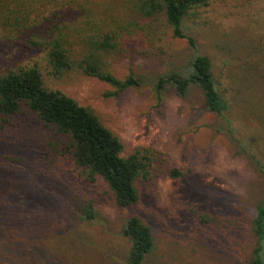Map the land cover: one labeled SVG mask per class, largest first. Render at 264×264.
Returning <instances> with one entry per match:
<instances>
[{"label": "rangeland", "instance_id": "obj_1", "mask_svg": "<svg viewBox=\"0 0 264 264\" xmlns=\"http://www.w3.org/2000/svg\"><path fill=\"white\" fill-rule=\"evenodd\" d=\"M126 1L118 3L126 8ZM153 25L163 52L133 43L116 56V77H153L193 54L165 24ZM182 29L227 89L233 137L193 88L186 98L168 91L158 102L149 86L114 96L95 78L45 77L49 88L97 115L123 156L143 149L157 161L152 176L136 184L137 203L121 210L103 181L88 184L70 155L52 149V127L25 110L0 118V264H124L121 229L131 216L152 231L154 249L143 264H246L253 206L264 197V0L211 1L191 9ZM174 168L185 177L172 179ZM85 206L94 221L80 219Z\"/></svg>", "mask_w": 264, "mask_h": 264}, {"label": "trees", "instance_id": "obj_2", "mask_svg": "<svg viewBox=\"0 0 264 264\" xmlns=\"http://www.w3.org/2000/svg\"><path fill=\"white\" fill-rule=\"evenodd\" d=\"M211 1L219 0H127L126 8L118 0L107 4L93 0H0V118L13 119L22 110L30 112L38 122L53 128L56 139L50 146L57 153L70 155L85 182L103 181L118 209L133 206L139 198L136 184L152 176L155 154L137 149L123 156L121 141L97 115L62 91L49 88L45 77L95 78L112 87L109 94L114 96L149 86L158 102L168 91L186 98L193 88L204 108L222 120V132L233 137L236 130L227 116V89L214 75L210 59L197 52L194 39L182 29L191 9ZM156 21L165 24L174 38L185 39L193 54L153 77L132 72L122 79L116 77L113 62L133 43L145 41L149 52H163V34L153 25ZM168 172L174 180L185 177L175 168ZM1 188L0 196H4ZM253 209L249 222L252 250L246 264H264V197ZM79 215L85 222L94 221L90 206L81 208ZM121 234L127 241L124 264H143L154 249L151 228L131 216Z\"/></svg>", "mask_w": 264, "mask_h": 264}]
</instances>
